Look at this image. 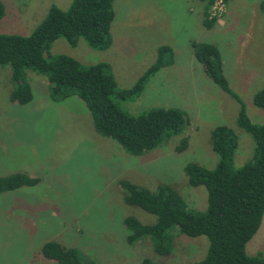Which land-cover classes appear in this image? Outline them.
Here are the masks:
<instances>
[{"label": "rangeland", "instance_id": "374dc122", "mask_svg": "<svg viewBox=\"0 0 264 264\" xmlns=\"http://www.w3.org/2000/svg\"><path fill=\"white\" fill-rule=\"evenodd\" d=\"M260 1L227 0L216 16L218 24L207 29L202 24L204 4L197 0H113L108 50H91L83 39L75 48L63 39L54 42L52 55H65L83 66L110 64L119 90L135 84L155 62L160 47H171L174 64L160 69L137 98L120 107L132 116L176 108L188 122L181 134L142 156H131L113 140L99 136L78 97L53 102L43 76L29 72L32 100L12 103L9 70L0 68V177L21 173L40 180L34 187L0 194V264H53L40 253L47 242L75 249L83 264H137L152 257L148 243L126 242L125 218L149 225L155 216L124 203L121 180L150 191L169 186L193 210H205L206 190L187 185L185 165L215 168L218 157L209 141L215 126H228L237 136L234 168L249 161L254 142L236 125L240 105L212 82L191 43L218 49L231 90L249 120L263 125L264 110L252 104L264 83ZM70 2L1 0L0 34L28 36L51 6L65 11ZM207 245L204 237L175 234L172 253L159 262L193 264L205 256ZM245 251L248 256H264V213Z\"/></svg>", "mask_w": 264, "mask_h": 264}, {"label": "trees", "instance_id": "16d2710c", "mask_svg": "<svg viewBox=\"0 0 264 264\" xmlns=\"http://www.w3.org/2000/svg\"><path fill=\"white\" fill-rule=\"evenodd\" d=\"M112 1L71 0L65 11L51 6L28 36L0 34V68L9 70L12 103L25 105L32 100L27 80L29 72L43 76L53 102L78 97L85 103L99 136L113 140L131 156H142L181 134L188 122L186 114L176 108H154L132 116L120 107L121 102L137 98L160 69L174 64L171 47H160L155 62L126 90L117 88L108 63L83 66L65 55L50 53L58 39H63L70 48H75L78 40L83 39L91 50H108L112 42L109 26L113 21ZM197 1L204 4L202 24L211 29L218 21L217 17H210L217 0ZM258 7L264 14V0ZM3 15L0 0V19ZM191 48L212 82L240 105L236 125L253 140L252 156L243 166L234 168L233 157L238 148L235 132L224 125L211 130L210 146L218 157L215 168L209 170L188 163L183 169L188 186H202L206 190L203 211L193 210L169 186L161 185L150 191L129 181H119L125 204L155 216V222L149 225L135 217L125 218L126 242L149 244L154 255L143 257L137 264H161L159 261L173 251L175 234L204 237L208 241L205 256L193 264H264L263 255L248 256L245 251L264 213V124L249 120L224 75L218 49L212 44L196 42L191 43ZM252 104L264 110V83L253 95ZM39 182L38 178L21 173L0 177V194L34 187ZM40 253L53 264H83L75 249L55 242L43 244Z\"/></svg>", "mask_w": 264, "mask_h": 264}, {"label": "built area", "instance_id": "2783aa9c", "mask_svg": "<svg viewBox=\"0 0 264 264\" xmlns=\"http://www.w3.org/2000/svg\"><path fill=\"white\" fill-rule=\"evenodd\" d=\"M224 9V2L222 0H217L216 3L210 10V17H216L219 14V11Z\"/></svg>", "mask_w": 264, "mask_h": 264}, {"label": "crops", "instance_id": "0c3cea01", "mask_svg": "<svg viewBox=\"0 0 264 264\" xmlns=\"http://www.w3.org/2000/svg\"><path fill=\"white\" fill-rule=\"evenodd\" d=\"M218 24V23H217Z\"/></svg>", "mask_w": 264, "mask_h": 264}]
</instances>
